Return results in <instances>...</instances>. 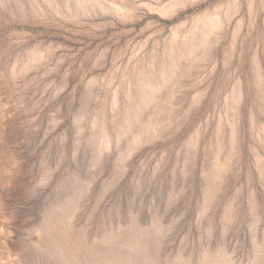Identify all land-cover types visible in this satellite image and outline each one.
I'll return each mask as SVG.
<instances>
[{"label": "rangeland", "instance_id": "rangeland-1", "mask_svg": "<svg viewBox=\"0 0 264 264\" xmlns=\"http://www.w3.org/2000/svg\"><path fill=\"white\" fill-rule=\"evenodd\" d=\"M0 264H264V0H0Z\"/></svg>", "mask_w": 264, "mask_h": 264}, {"label": "bare ground", "instance_id": "bare-ground-1", "mask_svg": "<svg viewBox=\"0 0 264 264\" xmlns=\"http://www.w3.org/2000/svg\"><path fill=\"white\" fill-rule=\"evenodd\" d=\"M218 26L219 24H217V22L211 23L208 25V29L209 31H213L217 29ZM181 44L183 45V51L181 53L182 58L192 57L194 54L193 48L195 47V44L188 38H183L181 40Z\"/></svg>", "mask_w": 264, "mask_h": 264}]
</instances>
